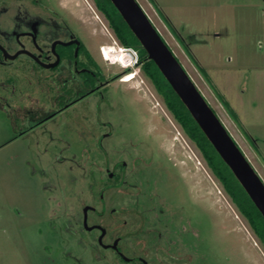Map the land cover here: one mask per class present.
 I'll list each match as a JSON object with an SVG mask.
<instances>
[{
	"label": "rangeland",
	"instance_id": "rangeland-1",
	"mask_svg": "<svg viewBox=\"0 0 264 264\" xmlns=\"http://www.w3.org/2000/svg\"><path fill=\"white\" fill-rule=\"evenodd\" d=\"M135 1L264 184V0ZM32 22L42 44L48 23L66 22L105 77L115 78L103 100L92 95L15 138L51 103L43 82L20 65L29 62H15L18 70L7 76L0 72L1 81L11 78L0 84V264H117L94 251L79 224L83 206L100 210L97 196L110 184L105 169L120 160L128 169L135 162L145 198L158 195L151 198L162 210L155 229L173 239L177 259L156 251L159 261L150 262L151 252L150 264H264L258 239L139 66L117 50H105L111 63L101 57L102 46L120 44L92 0H0V40L28 31ZM160 158L174 165L182 185ZM103 197L106 211L121 201L111 205L107 192ZM165 218L175 236L161 226ZM92 222L111 229L107 214Z\"/></svg>",
	"mask_w": 264,
	"mask_h": 264
},
{
	"label": "flooded vegetation",
	"instance_id": "flooded-vegetation-1",
	"mask_svg": "<svg viewBox=\"0 0 264 264\" xmlns=\"http://www.w3.org/2000/svg\"><path fill=\"white\" fill-rule=\"evenodd\" d=\"M37 26V22H32L28 31L16 32L14 30L12 36L9 37L10 40H0V72H5L7 76L8 71L18 70L19 67L14 65L15 62L20 59L29 62V65L23 63L20 65L28 67L36 83L43 82L46 97L49 98L52 108L39 120L30 121L28 127L20 130L15 138H22L56 116L73 108H79L78 104L92 95L98 100H103L108 90L107 87L115 78V76L105 77L100 66L87 52L80 38L69 30L66 22L47 24L46 44L39 42ZM15 54L18 55L10 59ZM10 81L11 78L6 80V82ZM6 82L1 81L0 76V84H6ZM24 111H26L25 108ZM99 124L105 126L107 123L99 122ZM104 137L107 135L97 138V145ZM159 161L161 168L173 178L178 179L182 185L180 174L174 165L169 163V159L160 158ZM134 163L132 162L128 169V163L120 160L111 164V170L105 169L110 184L103 186L105 187L104 193L97 196L98 203L101 204L100 210L96 211L88 205L83 206L79 232H82L81 235L86 234L93 238L97 247L95 252H107L113 261H117V264H150V259H152L150 262H157L159 260L154 256L156 251L175 261L177 254L172 249L173 239H167L165 233L162 234L155 229L157 222L161 221L158 212L162 213V210H157L158 206L156 207L155 200L151 198H154L152 195H158L151 193L150 197L143 196V187L137 178L140 172L134 169ZM161 168L157 169L160 173ZM105 192L108 193L111 205H114L117 197L121 199L118 206L111 207L108 211L105 210L106 202L103 197ZM156 199L161 205L162 200L159 197ZM89 214L94 217H90ZM104 214H107L111 229L102 227L98 222H92L97 221ZM127 216L130 222L125 219ZM165 219L167 221L163 222L166 224L160 222L161 226L165 227L166 233L169 235L173 233L172 236H175L174 232H170L173 230L170 222L173 221L171 218L170 220ZM130 239L134 240V246L130 245ZM75 240L80 242V239ZM151 252L153 253L151 258L147 259ZM136 253H141V255H136Z\"/></svg>",
	"mask_w": 264,
	"mask_h": 264
},
{
	"label": "water",
	"instance_id": "water-1",
	"mask_svg": "<svg viewBox=\"0 0 264 264\" xmlns=\"http://www.w3.org/2000/svg\"><path fill=\"white\" fill-rule=\"evenodd\" d=\"M264 220V184L135 0H109ZM18 54L10 57L14 59ZM86 211V210H85Z\"/></svg>",
	"mask_w": 264,
	"mask_h": 264
},
{
	"label": "trees",
	"instance_id": "trees-1",
	"mask_svg": "<svg viewBox=\"0 0 264 264\" xmlns=\"http://www.w3.org/2000/svg\"><path fill=\"white\" fill-rule=\"evenodd\" d=\"M92 2L96 11H98L107 21L108 26L113 31L117 42L121 46L137 50V65L139 66L143 76L150 82L155 93L162 100L165 109L171 115L173 121L180 127L186 138L198 150L207 168L210 170L213 177L218 181L239 215L247 222L250 230L258 239L264 250V220L259 212L237 183L229 169L211 147L156 66L152 61L147 59L146 54L140 47L138 41L132 35L110 1L92 0ZM200 71L206 77L205 72L202 69ZM218 97L229 116H231L235 123H238V120L228 103L222 101L220 96Z\"/></svg>",
	"mask_w": 264,
	"mask_h": 264
},
{
	"label": "built area",
	"instance_id": "built-area-1",
	"mask_svg": "<svg viewBox=\"0 0 264 264\" xmlns=\"http://www.w3.org/2000/svg\"><path fill=\"white\" fill-rule=\"evenodd\" d=\"M114 50V51H111V53H114L116 52V50L118 52H122V55L124 56H127L129 58H131L132 62L130 63V66L131 67H135L137 64H138V56H137V50H134L132 48H127V47H124V46H102L100 48V55L101 57L106 61L110 62V60L106 59L105 58V50ZM111 63V62H110ZM122 70H125L126 68H121Z\"/></svg>",
	"mask_w": 264,
	"mask_h": 264
},
{
	"label": "clouds",
	"instance_id": "clouds-1",
	"mask_svg": "<svg viewBox=\"0 0 264 264\" xmlns=\"http://www.w3.org/2000/svg\"><path fill=\"white\" fill-rule=\"evenodd\" d=\"M130 68H131V67H128V68H126L125 70L130 69ZM132 68H134V66H133ZM125 70H124V71H125Z\"/></svg>",
	"mask_w": 264,
	"mask_h": 264
}]
</instances>
